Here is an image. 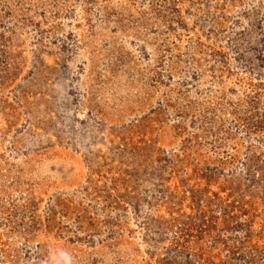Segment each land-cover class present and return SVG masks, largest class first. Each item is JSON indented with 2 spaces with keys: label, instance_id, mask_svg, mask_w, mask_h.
<instances>
[{
  "label": "rangeland",
  "instance_id": "rangeland-1",
  "mask_svg": "<svg viewBox=\"0 0 264 264\" xmlns=\"http://www.w3.org/2000/svg\"><path fill=\"white\" fill-rule=\"evenodd\" d=\"M0 264H264V0H0Z\"/></svg>",
  "mask_w": 264,
  "mask_h": 264
}]
</instances>
